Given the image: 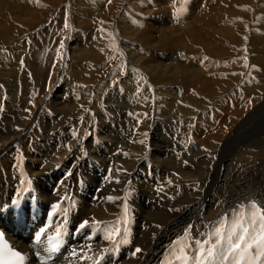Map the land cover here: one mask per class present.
I'll return each mask as SVG.
<instances>
[{"label":"bare ground","instance_id":"bare-ground-1","mask_svg":"<svg viewBox=\"0 0 264 264\" xmlns=\"http://www.w3.org/2000/svg\"><path fill=\"white\" fill-rule=\"evenodd\" d=\"M164 1L166 8L157 7L161 0H130L126 4L123 16L114 23L119 34L120 54L116 55L112 49L110 52L107 41L104 23L111 13L102 5L106 0H77L81 14L78 25L88 30L75 37L72 48L67 49L66 63L57 71L61 81L55 93L50 97L45 92V71L52 64L53 51L44 61V38L43 45H33L36 49L29 59L34 69L32 87L28 86L31 80L22 75L27 86L20 89L17 98V87L0 85V100H6L0 110V233L12 249L26 257L25 264H80L72 252L89 245L94 251L109 250L104 264H160L186 230L192 237L202 238L201 234L234 206L247 201L264 205V191L258 189H264V77L258 69L253 72L254 66L264 72V0H260L261 9L253 16L248 36L251 62L244 69V57L234 58L231 71L220 72L219 82L225 87L213 94L205 90L214 80L216 74L212 77L211 71L215 65L204 58L221 49L208 44L210 31L225 26H219L226 21L217 9L221 0H186L184 5L181 0ZM145 5L150 6L151 16ZM174 10H181L176 18ZM125 13L133 17L130 23H124ZM214 33L222 36L225 32ZM134 45L142 46L143 53L132 52ZM22 50H14L5 62L8 73L0 75L2 82L13 81L8 77L12 79L9 74L19 70L18 58L26 48ZM110 54L122 55L108 74L115 79L125 76L122 95L98 82ZM139 77L155 90V101L152 104L150 96L140 95L142 107L132 109L128 96L138 99L133 87ZM241 77L243 81L237 85ZM53 79L54 74L46 85L51 87ZM93 85L99 90L97 101L105 114L99 116L93 109L84 117L74 115L73 93ZM237 89L242 93L231 94ZM198 95L208 102L196 98ZM189 104L195 109L183 107ZM211 106L212 117L208 111ZM152 110L154 124L147 129L143 124L136 136L144 143L123 145L126 137L120 126L124 119L140 111L152 115ZM175 134L181 138L177 141L181 151L173 158L168 149ZM189 140L193 142L185 147ZM132 150L150 159V175L139 177L143 165H135L139 159ZM229 153L230 161L225 159ZM165 179L168 188L162 198L155 199L163 193ZM14 200L19 205H14ZM125 204L130 209L129 244L117 248L103 239V231L79 229L82 221L93 218L109 225L121 220ZM53 205L59 207L53 210ZM42 228L46 231L37 240ZM49 237L60 241L55 251H50ZM137 247L142 251L133 256Z\"/></svg>","mask_w":264,"mask_h":264},{"label":"rangeland","instance_id":"rangeland-1","mask_svg":"<svg viewBox=\"0 0 264 264\" xmlns=\"http://www.w3.org/2000/svg\"><path fill=\"white\" fill-rule=\"evenodd\" d=\"M129 1L130 0H111V3H109L108 0H106V3H102L103 6L105 5L104 6L105 8L108 7L107 10L109 11V14L111 13L110 15L107 16V18H109V19H107L105 17V23L104 24H106V27H107L106 33H107V41H108L109 47H110V52L113 51V53L116 55L120 54V51H118L117 40H116V36L119 37V34L115 29L114 23H115L116 19H118L122 15L123 9H125V6L127 3H129ZM181 1L183 2L182 4L184 5L185 0H181ZM96 2H103V0H101V1L96 0ZM154 2H155V0H154ZM161 2L157 3L158 6L157 5L156 6L166 8L167 6H166V3H164L165 1L161 0ZM203 2H205V0H203ZM260 2H261L260 0H221L219 2L220 6H218L217 9H219V12L222 13V18H224V19H226V21H228L229 24L227 27L230 28L231 30H229L228 28L225 27L227 25V22L225 21V23H224V21H223L222 24H219V26L225 25L223 28L219 29V27L217 26L216 30L210 31L211 35H209V36L211 39L208 41V44L213 46L214 48L218 47L216 50H219L220 48L221 49H220V51H216V53H214L215 55H213V53H211V56H210V54L206 56L207 57L206 60L211 62L210 65H213V64L215 65L213 71H211L212 77H214L215 74L217 75V76L215 75L216 79L214 77L215 81L214 80H212L214 82L210 81V84L208 85L209 88H207L205 90L208 93L213 94L214 91H219V89L221 90L222 87H225L222 82H219V80L221 81L220 72L222 73L224 70L230 72L231 71L230 66L232 64V61L238 55L244 57L242 59H244V63H245V65H247V66L243 65L244 69L248 67L249 61L251 62L252 57H250V56H252V54H250V52L252 51V49L249 48L250 38L248 36L250 33V29H251L253 22H254L253 19L255 18L253 16L256 14V11L261 9L260 8L261 7ZM1 4H2V6H1ZM7 7H9V8H7ZM145 7H146L147 15L151 16L150 6L145 5ZM78 10H80V9L77 6V0H0V75H6L8 73V71L6 69V67H8V63L5 64V62H7V60H9L12 57L13 51L17 49V51H14V53H17V52H21L22 49L26 48L24 53L21 54L18 58L19 67H20V68L18 67L19 70L17 71V73H10L9 74L12 76V79H11V77H8V78L10 80H13V81L12 82H2L3 80L0 79V85L4 86V88H8L9 86L17 87L18 88L17 89V92H18L17 98H20V96H21L20 89L27 86L25 83H23V81H21V78L24 75L27 76L29 81L31 80V83L28 84V86L32 87L33 82H34V80H33L34 75H32V73H34V69H31V68H33V66L30 63V60L33 59L32 58L34 55L33 53L36 49L35 46L37 47L38 45L44 43L45 41L44 42L42 41V39L44 38L43 40L47 41V43L46 42L44 43L46 45V48H45V45L42 47L43 49L45 48V50H44L45 51L44 61L47 59L46 55H48L49 52L53 51L52 64H49L48 66H50V68L48 69V71H45V72H47L48 77H46V80L44 82V87H46L45 92L47 93V95H50V97H51L55 93V90L58 88L57 82L61 81L60 74L57 71L58 70L60 71L62 69L64 63H66L64 61H66L65 57L67 55V49L72 48L71 42H72V40L77 39L75 37H78V35H81L82 33H83L82 35H84V33H86V31L88 30V27L87 28H81V26L78 25L81 22L79 20V17H80L79 15H81V14H79L80 11H78ZM176 12H177L176 10H174V12H173L174 18H176V15H174V13H176ZM95 14H93V15L95 16ZM124 15H125L124 16V23L126 20L130 23L132 21L130 18H133V17L129 14H126V13ZM196 15H198V14H196ZM19 16H21V17H19ZM77 17H78V19H77ZM162 20L166 21V18L163 16ZM66 22L69 24V28H65ZM92 24H93L92 30H95L94 28H96V25L94 23H92ZM99 28H100V26H98L97 31L99 30ZM218 29H219V31L225 32V33H223L222 36L215 34L214 32H219ZM230 31H232L231 32L232 35H230ZM222 42H223V44H222ZM13 44L15 47L13 46ZM17 44H18V46H17ZM61 44H63V47H61ZM7 45L11 46L12 50L9 46L6 49ZM33 45H35V46H33ZM111 49H112V51H111ZM29 50H31L32 53ZM130 50L132 52L143 53V47L140 45L131 46ZM248 50H250V52H248ZM207 53H209V51ZM111 56H112V54L107 56L108 57V58H106L107 60L105 59V61H104V65H106V66H104L105 71L103 72L104 74H101L102 77L100 76L98 78V82L103 81L104 86L107 83L110 90L113 91L114 89H116L119 92V94L122 95L124 92V89H122V81H124L125 76H122V78L115 79V78H109L110 75H108L110 70L111 69L113 70V68L118 63H120L122 55L119 57H115V56L111 57ZM114 58H115L114 62H111ZM42 62H43V59H42ZM25 64H27V66H22ZM202 64L204 66V63H202ZM198 65H200V64H198ZM220 65L222 66V68H220ZM253 69H254L253 72H255V70L258 69L261 77H264V72H261L258 67L256 68L254 66ZM52 70L54 71L53 74L55 75V79H53V83L51 82L52 84L50 87V84L49 85H46V84H48V81H51V79L53 77V74L50 73ZM105 72H107V73H105ZM15 75H17V76H15ZM8 78H6V79H8ZM15 78H16V82H15ZM224 79L225 78H223V80ZM32 80H33V82H32ZM136 80H137V78H136ZM18 81H19V83H18ZM114 81L116 82L115 84L113 83ZM242 81H243L242 77L239 78V82L237 83V85ZM205 82H208V81H205ZM225 82H227V85H229L227 79ZM138 84H139V86H138ZM200 85L201 84L199 83L198 87ZM202 85H204V84H202ZM237 85H235V86H237ZM133 89L136 90L135 97L138 98L140 95L142 97L148 95L152 99V104H154L155 90L153 88L147 86L146 80H142V78L139 77V79L135 82ZM145 89H146V92H145ZM208 89L210 91H208ZM6 92H7V90H6ZM142 92H144V93H142ZM192 92L193 91H190L189 93H192ZM240 93H242V91L237 89V90L233 91L231 94H234L237 96ZM98 94H99V90H96L94 85L93 86H83L82 91L81 90L75 91L73 93V96H72V97L76 96V98L73 100V103H72V106H74V105L77 106V108L75 109L74 115H77L79 117H84V116L90 114L91 112H93V109L96 110V112L98 113L99 116L104 115L105 114L104 107L102 106V103L100 104L97 101ZM203 94H205V93L203 92ZM196 98L201 99L202 101L208 102L207 99L200 98L199 95ZM241 98L243 99V96H241ZM128 100H129L130 107L131 106L133 108L139 107V106L142 107V105L140 103V98H138L136 101L132 100V95L129 94ZM5 103H6L5 97H2L0 100V110H1V106H3V107L5 106ZM228 103H230L229 107L232 108L233 107L232 99L228 100ZM244 106H247V104L245 103ZM251 106L252 105L249 102L248 108H251ZM183 107L185 109H192V110L195 109V107L190 105V104L185 105ZM26 110L28 111V109H26ZM213 110H214V106H211L210 108H208V111H210L211 117L213 116V113H214ZM27 111H26V113H27ZM217 111L218 110H216V112ZM49 113H50V111H49ZM130 114H133V115H130ZM130 114L128 115V117L126 119H124V123L120 126L121 131L123 133L125 132L124 135L127 138V139L124 138L123 141H121V143L124 145V144H128L132 141L131 144L133 145V147L140 146L141 143L134 142V141H139V139L136 138L137 132L143 126V124L146 127V128L144 127V129H147L149 125L152 127V125L154 124V121H153L154 120V118H153L154 112L152 110V113H151L152 115H149L148 113H145V112L142 113L141 111L136 112V113H130ZM199 114H200V111H198L196 115H199ZM150 116H152V117H150ZM237 118H238V116H236V119ZM107 119H108V117H107ZM144 119H146L148 122L144 123ZM137 120H139V123L137 122ZM151 127H149V128H151ZM114 130H116V129H114ZM151 131H152V129L150 130V133H151ZM127 133L129 136H126ZM129 133H131V134H129ZM120 136L122 137V135H120ZM99 137H102V136L99 135ZM179 139H181V138L177 137V134H175L174 138L171 141L172 144L170 145V147L168 149V152L171 153V156L173 158L178 154V152L181 151L179 149L180 146H177V141ZM105 142H107V141H105ZM192 142H193L192 140H189L188 142H186L185 147L190 146ZM243 143L246 144L247 142H243ZM246 145H249V143ZM149 151H150V149L147 148L146 153H148ZM132 153H134L135 156L137 157L136 160L139 159L138 163L135 165H141L142 164L143 167H145V168L142 167V169H141L142 173L141 172L139 173V175H140L139 177H141V175L142 176L150 175L152 173V171L150 170V166H149L150 159L145 154L139 156V154H137L133 150H132ZM14 155L15 154H13V156ZM231 155H232L231 153L226 154L225 159L230 161L232 159ZM180 158H181V156L179 158H177V159L175 158V159L179 160ZM216 158H218V155H216ZM216 158H215V165L217 166V163H219V161ZM190 160H193V157H191ZM134 166H133V170H134V172H136V170L134 169ZM211 168H212V170H214L213 166H211ZM143 169H145V170H143ZM191 169H193V168L191 167ZM166 182H167V179L162 181L161 186H162L163 193L159 194L157 197H155V199L162 198L161 196H163L165 194V192L168 188ZM258 189L260 191H264L263 188H258ZM211 194L212 193H210V195ZM242 198H244V197H242ZM231 209L229 211H231ZM216 217L217 216H215V218ZM213 219H211V220H213ZM209 222H208V224H209ZM192 226H190V227H192ZM205 227H204V229H205Z\"/></svg>","mask_w":264,"mask_h":264},{"label":"snow or ice","instance_id":"snow-or-ice-1","mask_svg":"<svg viewBox=\"0 0 264 264\" xmlns=\"http://www.w3.org/2000/svg\"><path fill=\"white\" fill-rule=\"evenodd\" d=\"M108 2L111 3V0ZM180 11L177 10L174 15H179ZM65 28H69L67 22ZM137 122L139 123V120ZM75 135L74 132L73 136ZM134 142L144 143L143 140ZM117 182L119 181L117 180ZM107 199L116 198L108 197ZM12 203L19 205L17 200ZM57 207L59 205H53V210ZM129 212L130 209L125 204L121 220L109 225L93 218L91 221H82L79 229L91 227L93 230L103 231V239L118 248L120 245L131 242V230L128 227L130 223ZM45 231L42 228L36 239L40 240ZM59 235L58 232L57 237ZM201 236L202 238L192 237L190 232L186 230L183 238L173 242L162 264H264V205L250 201L246 206L242 205L240 211L234 213L231 220L222 218ZM48 244L50 251H55L59 247L60 241L49 237ZM141 251L137 247L132 255L136 256ZM108 252L109 250L104 248L94 251L89 245L82 246L79 251L73 250L72 255L78 258L80 264H104ZM25 259L26 257L22 253L8 245L3 234L0 233V264H25Z\"/></svg>","mask_w":264,"mask_h":264}]
</instances>
